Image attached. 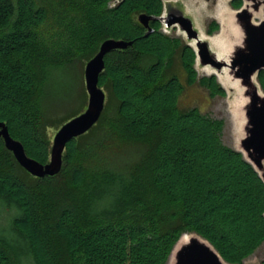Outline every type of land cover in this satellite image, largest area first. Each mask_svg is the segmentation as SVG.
Here are the masks:
<instances>
[{"label": "trees", "instance_id": "obj_1", "mask_svg": "<svg viewBox=\"0 0 264 264\" xmlns=\"http://www.w3.org/2000/svg\"><path fill=\"white\" fill-rule=\"evenodd\" d=\"M60 1L68 5L58 35L64 42L51 56L40 43L45 5L0 0V122L27 157L47 164L46 129L87 106L84 86L64 118H46L39 105L56 98L52 77L67 76L76 63L83 68L106 40L132 45L105 55L101 116L66 144L56 175L32 176L0 137V160L9 163L0 164V213H11L0 229V264H168L184 234L206 240L226 263L243 264L264 244V183L222 142L221 120L179 107L186 86L211 96L225 91L216 76L198 77L187 43L161 31L164 0ZM229 3L239 9L243 1ZM141 14L153 17L152 33ZM218 30L211 21L206 33ZM176 61L185 84L172 72ZM258 78L264 86V71ZM63 174L59 190L69 188V201L50 209L48 198L62 193L51 182Z\"/></svg>", "mask_w": 264, "mask_h": 264}, {"label": "water", "instance_id": "obj_2", "mask_svg": "<svg viewBox=\"0 0 264 264\" xmlns=\"http://www.w3.org/2000/svg\"><path fill=\"white\" fill-rule=\"evenodd\" d=\"M121 0H115L113 4ZM165 2V3H164ZM163 2L162 15L157 17L166 29L177 26L184 33L187 43L196 54V64L215 71L223 81H235L242 87L247 101L244 107L246 119L244 136L240 139V150L244 159L249 162L264 183V94L257 93L254 77L264 71V21L259 24L252 22V12L263 7L264 0H245L239 9H231V21L227 27L226 52H221L211 45V37L201 34L194 23L191 13L172 0ZM151 16L141 14L139 23L152 33L149 22ZM233 26V27H232ZM222 27V26H221ZM234 33H236L234 35ZM146 34V35H147ZM204 35V36H203ZM132 45V42L106 40L95 56L84 66V86L87 93L86 109L76 117L62 124L54 135L50 149L49 162L40 164L26 156L20 142L13 140L4 123L0 122V137L5 147L11 151L19 165L32 176L42 178L56 175L62 165V153L66 144L88 132L99 120L105 104V92L98 87L100 73L104 70L106 54ZM195 64V65H196ZM196 68V67H195ZM228 72V74H227ZM227 80V81H228ZM225 81V80H224ZM188 241L180 243L183 236ZM172 250L168 264H228L218 252L204 239L196 234H184Z\"/></svg>", "mask_w": 264, "mask_h": 264}, {"label": "rangeland", "instance_id": "obj_3", "mask_svg": "<svg viewBox=\"0 0 264 264\" xmlns=\"http://www.w3.org/2000/svg\"><path fill=\"white\" fill-rule=\"evenodd\" d=\"M41 4L45 5L48 10V20L46 24L40 28V43L42 47H47L50 49L51 56H55L60 53V42L62 40L60 37L61 32V24L63 22V18L67 13L68 5L63 3L62 1L58 0H38ZM165 1V0H164ZM163 1V2H164ZM178 2V4L182 5L186 11L191 13L194 19V23L196 27L200 30L201 34H206L208 25L210 22H215L219 25V30L215 32L212 36H216L221 33L222 27L219 19H223L224 23L226 20L227 23L229 20L231 21L232 14L230 13L231 9L230 6L231 0H172ZM243 4H245V0H242ZM114 3V2H113ZM165 3V2H164ZM264 21V11L263 7H260L257 11L252 12V22L254 24H259ZM162 24V22H161ZM233 27V26H232ZM225 30L227 31V27L225 26ZM161 31L173 38H180L185 43H189L184 33H182L177 26L171 27L166 29L162 24ZM56 36V37H55ZM204 36V35H203ZM226 42V39H225ZM192 46L194 43H189ZM46 45V46H44ZM60 48V49H59ZM45 49V48H44ZM57 50V51H56ZM85 51V50H83ZM223 53V52H222ZM60 55V54H59ZM85 66V65H84ZM84 66L80 65V63H76L72 65L68 70L67 76L65 75L63 78L59 77H52L51 84L56 86V98L51 99L50 101L41 100L39 107H41L42 112L46 118H57L60 119L64 118L73 108L77 107L79 100L81 99V88L84 87ZM198 77L203 76H210L214 75L217 78L218 83L224 89V95H215L211 96L209 90L204 87H200L199 85H193L189 87H185L184 93L181 95L179 99V107L181 109H189L192 107H196L202 114H206L209 117L221 120L223 122V130L221 134L222 142L229 147L236 149L235 142H236V132L234 130V123L232 121V110L234 103L238 101V98H245L244 95L241 96L239 93L240 89L241 92L243 91L242 87L238 86L239 83L235 86H231L228 83L221 80L218 75H216L215 71H211L207 67H200L197 64L195 65ZM67 72V71H66ZM172 72L175 73L180 81L185 84V73L182 68L179 66V63L176 61L175 65L173 66ZM78 76V77H77ZM81 77V80H80ZM83 77V79H82ZM257 93L259 95L264 94V86H261L259 82L258 75H256L253 79ZM49 84V83H48ZM47 84V85H48ZM247 99V97L245 98ZM48 104V105H47ZM47 106V107H46ZM246 124V123H245ZM243 123V128L245 127ZM61 126L57 127H48L46 129L47 137L53 142L54 135L56 134L57 130ZM244 130L242 132V137L244 135ZM241 137V138H242ZM240 145V143H239ZM5 162V164H4ZM1 161L0 164L7 166L9 163L8 161ZM61 178L53 180L52 186L54 187L53 193L57 191H61L60 195L56 194V196H51L48 198V208L50 209H57L63 203H67L69 200L63 197V193H67L69 188L64 187V190H59L62 187L63 183H66L67 177L66 174L60 176ZM65 186H67L65 184ZM43 191H46V188L41 185ZM66 188V189H65ZM48 190V188H47ZM63 199H65L63 201ZM55 211V210H54ZM2 212V210H1ZM10 212H3L0 213V229L3 227L7 222V218L9 217ZM31 264V263H25ZM243 264H264V244L260 246L250 257L244 260Z\"/></svg>", "mask_w": 264, "mask_h": 264}, {"label": "bare ground", "instance_id": "obj_4", "mask_svg": "<svg viewBox=\"0 0 264 264\" xmlns=\"http://www.w3.org/2000/svg\"><path fill=\"white\" fill-rule=\"evenodd\" d=\"M220 20V23H221V26H222V30H221V33H219L218 35L216 36H212L210 39H211V45L213 47H215L216 49H218L219 51L221 52H226V50L228 49L227 45H226V42H225V35H227L228 32H226L225 30V23L223 21V19H219ZM236 33H234L235 35ZM228 74V72H227ZM226 80H228L229 76L226 75ZM229 84L231 86H235L236 83L235 81H231V80H228L226 82H224V84ZM239 93L241 94V96L243 95V93L241 92V89L239 91ZM247 101L245 98H241L239 97L238 98V101H236V103H234V106H233V110H232V121L234 123V130L236 132V142H235V146H236V149L240 150V145H239V141L242 137V132H243V123L245 124L246 123V119H245V115L243 113L244 111V107L246 105ZM245 133V132H244ZM244 136V135H243ZM188 236H183L181 238V242L180 243H184V242H187L188 241Z\"/></svg>", "mask_w": 264, "mask_h": 264}]
</instances>
